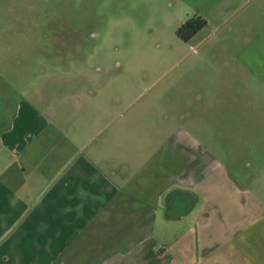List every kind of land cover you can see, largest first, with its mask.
Returning a JSON list of instances; mask_svg holds the SVG:
<instances>
[{"label":"crops","instance_id":"obj_1","mask_svg":"<svg viewBox=\"0 0 264 264\" xmlns=\"http://www.w3.org/2000/svg\"><path fill=\"white\" fill-rule=\"evenodd\" d=\"M245 1L216 5L213 21L201 17L205 27L217 30ZM256 11L224 50L264 102V10ZM249 91L238 79L236 97L219 98L243 105ZM5 124L0 264H201L225 249V264L257 261L248 249L257 236L264 245V205L243 184L245 172L227 163L226 145L201 131L178 125L123 153L122 144L93 146L89 135L57 131L24 98Z\"/></svg>","mask_w":264,"mask_h":264},{"label":"rangeland","instance_id":"obj_2","mask_svg":"<svg viewBox=\"0 0 264 264\" xmlns=\"http://www.w3.org/2000/svg\"><path fill=\"white\" fill-rule=\"evenodd\" d=\"M228 3L0 0V124L6 126L24 98L57 131L74 129L83 141L89 135L87 144L93 146L122 144L123 153H129L130 144H153V133L178 125L194 128L204 141L226 145L227 163L245 172L243 184L253 187L264 205L262 92L235 72L224 50L244 21L264 10V0L243 2L217 30L205 27L188 42L176 35L194 17L213 21V7ZM238 79L250 83L248 100L242 105L220 99L221 94L236 97ZM118 158L130 162L129 156ZM257 237L248 249L257 261L240 264H264V245ZM225 250L218 261L201 264H225Z\"/></svg>","mask_w":264,"mask_h":264},{"label":"trees","instance_id":"obj_3","mask_svg":"<svg viewBox=\"0 0 264 264\" xmlns=\"http://www.w3.org/2000/svg\"><path fill=\"white\" fill-rule=\"evenodd\" d=\"M205 25V20L201 17H195L178 28L176 35L180 40L188 42L195 34L205 27Z\"/></svg>","mask_w":264,"mask_h":264},{"label":"flooded vegetation","instance_id":"obj_4","mask_svg":"<svg viewBox=\"0 0 264 264\" xmlns=\"http://www.w3.org/2000/svg\"><path fill=\"white\" fill-rule=\"evenodd\" d=\"M191 20H192V19H190V20H188V21H191ZM188 21H186L185 23H187ZM185 23H184V24H185Z\"/></svg>","mask_w":264,"mask_h":264}]
</instances>
